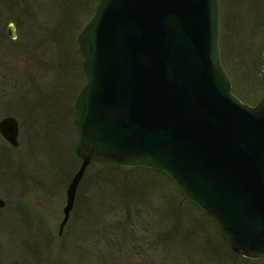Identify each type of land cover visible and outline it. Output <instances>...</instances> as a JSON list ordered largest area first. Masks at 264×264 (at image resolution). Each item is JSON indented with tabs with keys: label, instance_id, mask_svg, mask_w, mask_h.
<instances>
[{
	"label": "rangeland",
	"instance_id": "1",
	"mask_svg": "<svg viewBox=\"0 0 264 264\" xmlns=\"http://www.w3.org/2000/svg\"><path fill=\"white\" fill-rule=\"evenodd\" d=\"M7 1L0 120L17 119L20 148L0 135V149H11V156L0 154V197L34 206L41 217L35 226L0 224V264H264L234 255L214 222L152 169L89 165L58 232L80 165L72 108L84 75L76 37L96 0ZM11 23L16 39L6 34ZM220 35L232 91L252 106L264 93V0H222ZM21 157L23 169H32L26 178L17 172ZM15 206L3 214H21Z\"/></svg>",
	"mask_w": 264,
	"mask_h": 264
},
{
	"label": "water",
	"instance_id": "2",
	"mask_svg": "<svg viewBox=\"0 0 264 264\" xmlns=\"http://www.w3.org/2000/svg\"><path fill=\"white\" fill-rule=\"evenodd\" d=\"M220 2L97 0L77 37L81 164L59 232L89 164L150 168L214 221L234 253L264 259V94L249 106L231 92L220 59ZM0 133L16 144L12 118L0 121Z\"/></svg>",
	"mask_w": 264,
	"mask_h": 264
},
{
	"label": "flooded vegetation",
	"instance_id": "3",
	"mask_svg": "<svg viewBox=\"0 0 264 264\" xmlns=\"http://www.w3.org/2000/svg\"><path fill=\"white\" fill-rule=\"evenodd\" d=\"M7 3H8V1L7 0H0V15L2 16L3 15V13L1 12V10H2V8L3 7H5L6 8V6H7ZM0 21H1V19H0ZM1 23V22H0ZM8 26V25H7ZM7 28V27H6ZM7 116V115H6ZM5 116V117H6ZM16 119V118H15ZM17 120V119H16ZM17 143L19 144V146H17V147H14V148H16V149H19L20 148V143H19V129H18V133H17ZM10 145V144H9ZM10 146H12V145H10ZM6 152V153H4V152ZM1 153H3V154H11V149H9L8 151H7V149L6 148H4V149H0V154ZM3 154H1V155H3ZM9 156H11V155H9ZM29 159V157H27V160ZM22 162H23V159H22V157L20 158V161H19V159H18V168H19V171H17L18 173H20L21 172V177L22 178H26L27 177V175L28 174H30L31 173V171H32V169H30L28 166H27V169H23V166H22ZM0 170H1V166H0ZM19 175V174H18ZM1 180V179H0ZM0 198H2V199H4L5 200V205H4V207L2 208V209H0V224H2L5 220H7V221H9V222H11V223H13V222H18V223H32V225L33 226H35L36 224H38V225H40V213H39V211H38V209H35V207L33 206L32 208H30V209H28V208H25L24 206H21V205H23V203H18V202H15V203H17L16 205L17 206H15V204H14V202H11L10 200H8V199H5L4 197H0ZM9 204H12L13 206H15V207H21L20 208V211H17V212H20L21 214H19V215H9L10 213H8L7 215H4L3 214V211H4V209L9 205ZM15 210H17L16 208H15ZM47 230H48V232H52L51 231V229L49 228V227H47ZM3 261V260H2ZM7 263V262H6Z\"/></svg>",
	"mask_w": 264,
	"mask_h": 264
},
{
	"label": "trees",
	"instance_id": "4",
	"mask_svg": "<svg viewBox=\"0 0 264 264\" xmlns=\"http://www.w3.org/2000/svg\"><path fill=\"white\" fill-rule=\"evenodd\" d=\"M223 60H224V58H222ZM225 61H223V63H224ZM235 255V254H234ZM237 256V255H236Z\"/></svg>",
	"mask_w": 264,
	"mask_h": 264
}]
</instances>
